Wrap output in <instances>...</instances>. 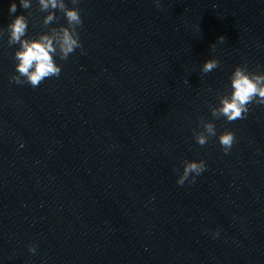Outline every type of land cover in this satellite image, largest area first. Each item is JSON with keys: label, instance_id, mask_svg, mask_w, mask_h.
Returning <instances> with one entry per match:
<instances>
[{"label": "water", "instance_id": "obj_1", "mask_svg": "<svg viewBox=\"0 0 264 264\" xmlns=\"http://www.w3.org/2000/svg\"><path fill=\"white\" fill-rule=\"evenodd\" d=\"M17 5L10 14V4ZM69 6L70 0H66ZM0 0V264H225L153 149L81 5L83 46L39 87L10 80ZM51 26L66 25L62 12ZM36 252L29 251V245Z\"/></svg>", "mask_w": 264, "mask_h": 264}, {"label": "clouds", "instance_id": "obj_2", "mask_svg": "<svg viewBox=\"0 0 264 264\" xmlns=\"http://www.w3.org/2000/svg\"><path fill=\"white\" fill-rule=\"evenodd\" d=\"M155 3L158 8L161 6L160 0H155ZM37 4L39 11L46 13L42 23L47 31L40 32L35 38L26 36L28 20L24 14L16 15L7 25L8 45H19L13 56L16 71L10 80L17 84L27 83L33 88L39 87L48 78L59 77L61 65L56 62L55 57L67 60L76 49L83 51L78 30L83 26L80 0H70L72 6L66 0H37ZM20 6L24 9L31 8V0H20ZM55 10L63 13L66 25L51 26L54 21L59 20ZM16 11L17 5L13 2L9 12L12 14ZM218 40L223 42L225 37L220 36ZM218 67L219 60L215 57L209 58L203 63L201 72L207 74ZM229 79L231 91L218 92V104L209 106L214 119L223 117L228 122L245 119L250 111L249 105H264V72L250 71L247 62H244L234 68ZM185 83H189L188 80ZM214 119L200 117L198 127L193 129L194 139L200 146L207 144L209 138L217 136ZM218 141L223 152L227 154L236 142V137L231 130H225L219 134ZM182 163L183 170L177 177V184L180 186L186 181L195 183L196 177L207 168L203 159H185ZM29 251L35 253L36 246L30 244Z\"/></svg>", "mask_w": 264, "mask_h": 264}]
</instances>
